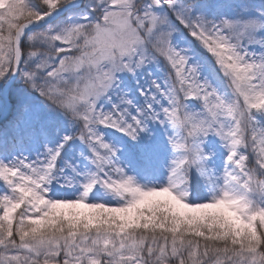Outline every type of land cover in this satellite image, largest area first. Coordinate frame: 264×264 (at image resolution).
<instances>
[{
	"label": "snow or ice",
	"instance_id": "obj_1",
	"mask_svg": "<svg viewBox=\"0 0 264 264\" xmlns=\"http://www.w3.org/2000/svg\"><path fill=\"white\" fill-rule=\"evenodd\" d=\"M0 264H264V0H0Z\"/></svg>",
	"mask_w": 264,
	"mask_h": 264
}]
</instances>
